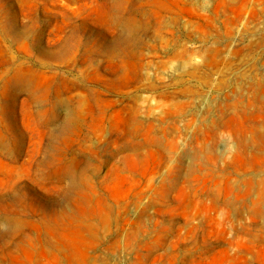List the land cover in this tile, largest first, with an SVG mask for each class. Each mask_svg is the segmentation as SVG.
Segmentation results:
<instances>
[{
	"label": "rangeland",
	"instance_id": "rangeland-1",
	"mask_svg": "<svg viewBox=\"0 0 264 264\" xmlns=\"http://www.w3.org/2000/svg\"><path fill=\"white\" fill-rule=\"evenodd\" d=\"M0 264H264V0H0Z\"/></svg>",
	"mask_w": 264,
	"mask_h": 264
}]
</instances>
